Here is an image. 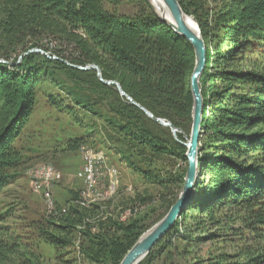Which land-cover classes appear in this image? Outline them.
<instances>
[{
    "label": "trees",
    "instance_id": "trees-1",
    "mask_svg": "<svg viewBox=\"0 0 264 264\" xmlns=\"http://www.w3.org/2000/svg\"><path fill=\"white\" fill-rule=\"evenodd\" d=\"M106 1L113 3L0 0V191L15 182L25 163L17 141L41 82L69 99L63 104L49 93L51 105L72 117L79 111L97 119L127 168L163 190V212L152 223L146 215L120 221L96 204L71 203L79 194L72 192L67 212L56 222L47 220L42 235L58 248L75 247L78 240L87 264H120L176 201L187 147L152 117L169 122L185 143L193 117L191 43L162 21L148 0H132L137 7L132 16L107 10ZM177 2L195 20L205 46L198 176L185 211L138 264H182L191 249L219 239L223 223L234 218L258 231L260 244L234 254L207 252L189 264H264V0ZM34 48L49 56H22ZM71 65L97 66L103 80L117 82L152 117L115 85L103 83L96 70ZM83 141L74 138L66 148L78 150ZM7 255L0 251V264Z\"/></svg>",
    "mask_w": 264,
    "mask_h": 264
},
{
    "label": "rangeland",
    "instance_id": "rangeland-1",
    "mask_svg": "<svg viewBox=\"0 0 264 264\" xmlns=\"http://www.w3.org/2000/svg\"><path fill=\"white\" fill-rule=\"evenodd\" d=\"M112 2L104 3L109 11L126 16L137 12L132 0ZM261 50H264V46H261ZM29 52H23L22 56ZM261 66H264V57H261ZM35 92L34 110L17 141L19 148H23L25 163L15 182L0 191V251L8 254L4 264H27L28 259L37 264H87L83 254L78 253L73 245L58 248L44 239L42 231L48 226L47 220L56 221L47 216L42 198L33 187L28 176L31 168L45 162L54 165L63 176L54 188L55 200L59 207L69 206L72 192L80 193L84 185L75 176L82 166L79 149L71 151L66 146L70 140L81 137L84 139L82 146L103 151L117 171L116 192L103 205L108 215L119 216L128 208H136L132 218L146 215V222L152 223L163 212L159 199L163 190L147 184L127 168L124 160L112 148L114 145L106 139L107 132L97 119L79 111H76V117H72L51 105L47 96L49 93L55 98L60 97L63 104L69 103L62 91L52 84L41 82L35 87ZM141 199H145V202H141ZM220 232L222 236L219 239L191 249L182 264H189L194 256L206 257L207 252L220 250L234 254L240 248H254L260 244L256 235L259 232L239 219L225 221Z\"/></svg>",
    "mask_w": 264,
    "mask_h": 264
},
{
    "label": "water",
    "instance_id": "water-1",
    "mask_svg": "<svg viewBox=\"0 0 264 264\" xmlns=\"http://www.w3.org/2000/svg\"><path fill=\"white\" fill-rule=\"evenodd\" d=\"M167 4L171 16L174 20L175 26L172 27L165 19L158 17L166 22L173 31L179 36L183 37L191 43L195 52V65L190 77V88L193 95V117L191 124V132L188 141L182 142L176 137V129L167 121L159 118H154L147 112L142 106L135 103L129 96L120 88L119 84L115 81L103 80L99 74V69L95 65H90L87 67L74 66L78 69H94L97 71L99 79L108 85H115L118 91L126 96V98L134 105L139 107L141 110L145 111L150 117H152L156 122L160 123L162 126L169 127L173 136L178 142H181L187 147V152L185 153V158L187 161V171L184 178L183 187L176 199V201L170 206L167 213L162 219L155 223L149 230L143 233L139 239L134 243V245L127 251L124 255L120 264H138L150 251V249L172 228L176 219L185 211V206L189 201L196 183L198 176V146L200 138V123L202 114V97L199 85V79L201 73L205 67V46L204 42L200 36V32L195 20L183 13L177 0H164ZM189 19L194 23L196 27V33H194L188 26ZM31 52H37L46 55V53L40 49L34 48L29 50ZM47 56V55H46Z\"/></svg>",
    "mask_w": 264,
    "mask_h": 264
},
{
    "label": "built area",
    "instance_id": "built-area-1",
    "mask_svg": "<svg viewBox=\"0 0 264 264\" xmlns=\"http://www.w3.org/2000/svg\"><path fill=\"white\" fill-rule=\"evenodd\" d=\"M46 55L49 56L47 53ZM79 152L82 166L75 176L82 182L84 189L80 191L78 199L74 203L86 207L96 204L102 210L104 209L103 205L107 201L109 202L116 192L117 171L110 165L103 151L80 146ZM28 176L34 189L40 194L49 218L57 220L59 216L67 212L68 206L59 207L54 197V188L63 178L61 172L54 165L48 162L39 164L29 170ZM135 212L136 208H128L119 214V220L125 221ZM78 243L79 241L76 240L75 248L80 253Z\"/></svg>",
    "mask_w": 264,
    "mask_h": 264
},
{
    "label": "bare ground",
    "instance_id": "bare-ground-1",
    "mask_svg": "<svg viewBox=\"0 0 264 264\" xmlns=\"http://www.w3.org/2000/svg\"><path fill=\"white\" fill-rule=\"evenodd\" d=\"M148 2L152 6L154 12L159 17L165 19L172 27L175 26L170 10L164 0H148ZM188 26L194 33H196V27L194 23L191 22L190 19L188 22Z\"/></svg>",
    "mask_w": 264,
    "mask_h": 264
}]
</instances>
